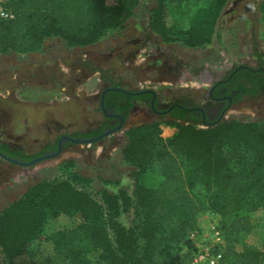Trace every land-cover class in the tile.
<instances>
[{"label":"trees","instance_id":"obj_1","mask_svg":"<svg viewBox=\"0 0 264 264\" xmlns=\"http://www.w3.org/2000/svg\"><path fill=\"white\" fill-rule=\"evenodd\" d=\"M229 1L156 0L149 29L164 44L204 47ZM167 3L199 4L181 33L165 23ZM137 4L7 0L14 18L0 21V55L36 53L51 38L67 49L92 46L108 31L123 28ZM260 12L264 29V3ZM162 129L154 123L125 132L121 156L132 169L131 191L94 188L72 161L60 164L58 177L28 186L0 211L3 263L185 264L191 248L186 236L198 215L209 211L218 215L225 239L220 264H264V248L245 243L253 232V216L264 214V122L229 118L201 128L176 124L168 137ZM152 168L160 174L156 185L142 181ZM60 216L76 217L78 223L46 231ZM125 216L128 224L122 221ZM32 242L36 255L26 259Z\"/></svg>","mask_w":264,"mask_h":264},{"label":"rangeland","instance_id":"obj_2","mask_svg":"<svg viewBox=\"0 0 264 264\" xmlns=\"http://www.w3.org/2000/svg\"><path fill=\"white\" fill-rule=\"evenodd\" d=\"M111 2L108 0V4ZM262 3L264 0H230L217 20L212 41L201 48L162 43L149 29L156 0H138L133 16L123 28L108 31L92 46L67 49L59 39L51 38L45 40L39 52L0 55V139L33 155L41 147L55 145L60 135H82L100 120L97 93L106 84L103 78L124 89L141 84L156 86L159 92L185 87L204 95L232 64L245 62L252 52L264 56ZM198 7L193 3H167L166 25L181 33ZM229 118L264 122V112H236L229 114ZM172 132L165 128L162 136L168 137ZM124 144L125 135H120L102 144L67 145L65 153L56 159L27 168L1 163L0 211L18 199L28 186L58 177L64 161H72L74 169L91 178L96 189L111 193L119 188L131 191L132 169L121 156ZM145 177L142 181L156 185L160 174L152 168ZM104 180L107 184L102 183ZM122 221L128 224L129 218L125 216ZM252 222L253 232L245 243L263 249L264 214L255 213ZM77 223L76 217L60 216L47 224L46 231L70 228ZM35 255L32 242L25 256L30 259ZM89 257L93 260L95 255ZM0 264H4L1 253Z\"/></svg>","mask_w":264,"mask_h":264},{"label":"flooded vegetation","instance_id":"obj_3","mask_svg":"<svg viewBox=\"0 0 264 264\" xmlns=\"http://www.w3.org/2000/svg\"><path fill=\"white\" fill-rule=\"evenodd\" d=\"M232 65L234 66L211 83L204 95L185 87L159 92L156 86L147 87L141 84L133 89H124L118 84L110 83L109 78H103L102 81L106 84L97 93L100 120L91 126L92 129L82 135H60L55 145L41 147L40 151L33 155L25 154L22 147L13 142L0 139V164L27 168L15 162L27 163L45 153L55 152L62 136L74 140L95 141H65L60 156L65 153L67 145L102 144L109 138L115 140L116 137L125 135V132L133 127L160 123L162 131L167 128L174 132L176 124L201 128L227 120L232 113L252 111L255 115L264 112V56L252 52L245 62Z\"/></svg>","mask_w":264,"mask_h":264},{"label":"built area","instance_id":"obj_4","mask_svg":"<svg viewBox=\"0 0 264 264\" xmlns=\"http://www.w3.org/2000/svg\"><path fill=\"white\" fill-rule=\"evenodd\" d=\"M7 0H0V21L12 20L14 14L6 7ZM108 4V0H106ZM190 255L185 264H220L225 239L219 228V217L212 212L200 213L196 226L186 236Z\"/></svg>","mask_w":264,"mask_h":264},{"label":"water","instance_id":"obj_5","mask_svg":"<svg viewBox=\"0 0 264 264\" xmlns=\"http://www.w3.org/2000/svg\"><path fill=\"white\" fill-rule=\"evenodd\" d=\"M100 137H102V136H100ZM65 141H71L72 143H91V142L95 141V139H80V140H74V139H71L68 136H62L58 140V146H57V150L55 152L45 153L44 155L40 156L39 158H36V159H34V160L30 161V162H27V163L15 162L13 160H10V161L17 163L18 165L28 167V166H35L38 163H42V161H47L49 159H56L62 153V144Z\"/></svg>","mask_w":264,"mask_h":264},{"label":"bare ground","instance_id":"obj_6","mask_svg":"<svg viewBox=\"0 0 264 264\" xmlns=\"http://www.w3.org/2000/svg\"><path fill=\"white\" fill-rule=\"evenodd\" d=\"M63 156H65V154Z\"/></svg>","mask_w":264,"mask_h":264}]
</instances>
